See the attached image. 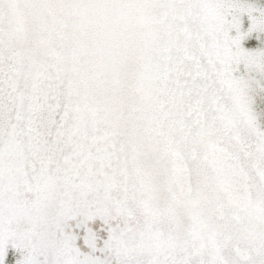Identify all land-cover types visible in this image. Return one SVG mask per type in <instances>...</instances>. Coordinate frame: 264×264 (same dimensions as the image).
Segmentation results:
<instances>
[{"label":"snow or ice","instance_id":"1","mask_svg":"<svg viewBox=\"0 0 264 264\" xmlns=\"http://www.w3.org/2000/svg\"><path fill=\"white\" fill-rule=\"evenodd\" d=\"M0 264H264V0H0Z\"/></svg>","mask_w":264,"mask_h":264}]
</instances>
